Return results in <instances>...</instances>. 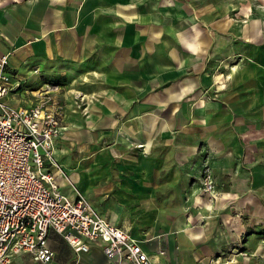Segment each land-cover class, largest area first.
<instances>
[{
	"label": "crops",
	"instance_id": "1",
	"mask_svg": "<svg viewBox=\"0 0 264 264\" xmlns=\"http://www.w3.org/2000/svg\"><path fill=\"white\" fill-rule=\"evenodd\" d=\"M102 3L111 8L116 2ZM57 7L48 5L47 0L0 7V55L9 54L8 70L14 79L21 80V86L10 93L6 101L12 105L36 102L37 99L28 93L36 92L45 83L43 76L48 72L47 68L64 66L66 61L78 65L85 59L87 48L95 42L99 46L98 57L108 53L101 63L104 87L110 93L107 102L93 104L92 118L88 120L92 125L84 123L87 119L82 112L65 108L66 128L56 141L57 159L62 164L64 176L70 175L65 181L60 177L62 188L74 196L76 192L71 183H75L112 222L144 238L143 246L149 253L164 249V264H206L212 254L222 248L223 240L211 238L205 233L206 229L193 224L188 216L190 212L193 215V211L185 210L184 195L195 193L196 189L191 187L200 184V177L195 174L200 172L205 159L210 160V155L229 151L235 155L249 154L250 148L252 151L256 148L258 153L260 147L254 145L264 142V22L246 21L243 39L236 43L227 37L207 36L204 47L213 49L211 55L223 61L221 69L214 71L209 67L207 72L195 75L193 81L185 78L148 95L144 86L159 84L163 79L157 76L149 82V78L144 79V74L164 73L153 63L165 59V51L161 49L167 45L146 38L145 52L149 49L148 56L152 61H144V36L139 52L130 27L119 29L115 23L112 24L114 27L105 26L106 22H111L112 14L91 17L97 37H80L78 27L64 29L61 26L63 21L75 20L79 7L72 3ZM116 12L127 22L142 21L139 7L134 2L122 0ZM242 12L244 17L250 16L248 9L243 8ZM107 16H110L109 20ZM172 22L167 21L162 30L171 35L168 48L172 50L173 58H181L178 42L184 40L188 55L195 61L202 46L196 44L193 37H182L185 32L177 30ZM234 55H237L235 63L225 68L224 61ZM131 74L135 78L129 77ZM171 74L174 79L180 78V71L175 67ZM123 76L124 79H120ZM218 77L222 78L223 85L217 89L218 95L213 96ZM198 78L210 94L202 93L203 87L197 86L200 84ZM139 95L140 99L136 101ZM243 132L252 135L260 132V135L253 137L250 146L245 148L239 135ZM198 144H201L199 151ZM166 182L176 189L169 196L173 197L172 201L157 195ZM104 195H110L115 204L98 206L96 200ZM206 203V209L212 210L211 201L206 200ZM184 205L185 214L179 213ZM160 215L164 219L176 218L173 226L165 222L157 227L165 230L163 238L144 237V218L152 221ZM153 241L155 248L149 245ZM65 242L68 248L62 249L61 253L52 246L58 264L108 262L96 245L88 252L76 253ZM66 254L73 255L75 261L65 259ZM97 254L103 257L102 262L96 261ZM23 263L34 264L25 252L6 264Z\"/></svg>",
	"mask_w": 264,
	"mask_h": 264
},
{
	"label": "rangeland",
	"instance_id": "2",
	"mask_svg": "<svg viewBox=\"0 0 264 264\" xmlns=\"http://www.w3.org/2000/svg\"><path fill=\"white\" fill-rule=\"evenodd\" d=\"M103 1L107 2L108 0H99L97 2L95 0H47V3L54 9H58L57 6L60 4L69 5L70 3L79 7L75 20L73 22L63 21L61 26L64 29H77L78 27L80 37H97V34H94L96 33L95 29L93 32L91 17L112 14L111 22H106L105 26L109 27L115 23L119 29L130 27L133 31L134 44L139 52L142 51L140 42H142V37L144 36V61H152L149 57V49L145 52L148 47L146 38L155 39L158 43L167 45L161 49L162 52L165 51V59L153 63L154 66H159V71L162 70L164 73L144 74V79L149 78V82H152L150 79L157 78V76H161L163 79L159 84H152L150 87L144 86L148 95L155 89H165L185 78L193 81L196 78L195 75L207 72L209 67L214 71L221 69L223 61L216 55H211L213 49L204 47L203 42L207 36L227 37L235 42L238 39H243L241 35L246 21L259 20L262 21L261 23L264 22V0H127L128 3L134 2L138 5L139 13L142 17L141 22H127L122 15L116 12V7L122 0H109L116 2L112 4L113 7L111 8L108 5L105 6L102 3ZM27 2L30 3L33 0H0V7L14 4L22 5ZM243 8L248 9L249 17L243 16ZM178 15H181V17L179 18ZM109 17L107 16L106 18L109 20ZM167 21H173L174 23L172 22V24L175 28L177 27V30L185 32L182 37H193L195 43H199L200 47L202 46L199 55L194 53V56H199H196L198 59L194 61V58L193 60L190 58L189 52L183 43L184 40L180 41V43L178 42L181 58H173L174 54L168 48L172 41L169 39L171 35L162 30L163 26H166ZM221 27H223L222 30ZM167 34L170 36H167ZM90 46L87 48L85 59L80 60L78 65L66 61V64L63 62L65 65L61 67L58 65L49 66L47 68L48 72L43 76L45 83L41 86V88L46 86V83L57 85L58 87L53 94L55 96L54 100L62 104L63 108L69 110L77 109L78 113L82 112V116L85 120L87 119L84 122L87 125H92V122L88 120L92 118L93 104L95 102H107L110 93L107 87H104V72H102L104 68L101 63V59L108 57V53L106 56L101 53L98 57L99 46L95 42L90 44ZM235 58H237V55L225 60L224 64L226 65L224 67H232L236 61ZM174 67L175 70L180 71V78L175 77L177 79H174V76H172L171 73ZM129 77L135 78L133 74L129 75ZM120 79H124V76ZM198 80L200 84L197 86L203 87L202 93L210 94L209 89L207 90L204 87L205 84L199 78ZM221 80L222 78L218 77V81L214 84L215 92L213 96L218 95L217 89L219 90L223 85ZM41 88L34 93L29 92L28 94L38 100L41 91H43ZM60 93L62 94L61 97H59ZM203 98L205 99V96ZM139 99L140 95L136 97V101ZM11 103L16 104L17 102ZM239 135L241 142L244 141L243 145L246 148L247 145L250 146L252 142L250 140L260 135V132L254 133V135L243 132ZM254 146L260 147L258 153H256V148V151H252L250 148L251 153L249 154L235 155L229 151L222 155H210V160L205 159L200 172L195 174L196 177H200L199 186L195 183L191 187V189H196L195 193L189 195L186 192L184 195V200L187 203L185 210L193 211V215L188 212L193 224H199L201 229H206L207 232L205 233L209 234L211 238H222V248L213 254H221L226 264H264V142L262 141ZM197 147V151H199L201 144H198ZM74 165L71 166L74 167ZM207 172H210L217 191V198L213 199V201L208 199V196L201 195L204 187V175ZM69 176L65 177L62 174L61 178L65 181ZM71 185L75 192L78 189L84 194V191L80 190L75 183H71ZM168 185L166 182L165 187L160 188L157 195L159 198L164 196L169 201H172L173 197L169 196L176 189ZM198 197H200V201H198ZM206 200L211 201L212 210L206 209ZM96 202L98 206H106L108 203L115 204L111 200L110 195L108 197L104 195ZM184 208L185 205L179 213L185 214ZM175 219H164L161 215L159 219L155 217L152 221L144 218V237L149 239L163 238L164 235L162 233H165V230L157 227L163 226L165 222L172 225ZM50 242L57 253L62 249L68 248L67 243L60 235L52 234ZM149 245H152L151 248H155L154 241L150 242ZM64 258L69 259L71 262L75 261L74 256L70 254H66ZM95 259L97 262L103 261V257L99 254H97Z\"/></svg>",
	"mask_w": 264,
	"mask_h": 264
},
{
	"label": "built area",
	"instance_id": "3",
	"mask_svg": "<svg viewBox=\"0 0 264 264\" xmlns=\"http://www.w3.org/2000/svg\"><path fill=\"white\" fill-rule=\"evenodd\" d=\"M9 68V54L0 55V264L25 252L34 264H58L52 233L76 253L98 246L107 264H164V249L149 253L144 238L112 222L86 195L62 188L65 175L56 156V141L66 128L65 108L54 100L57 85L46 83L30 105H12L6 97L21 86ZM201 195L217 198L210 172ZM207 207V206H206ZM177 264H186L180 262ZM206 264H226L213 254Z\"/></svg>",
	"mask_w": 264,
	"mask_h": 264
}]
</instances>
